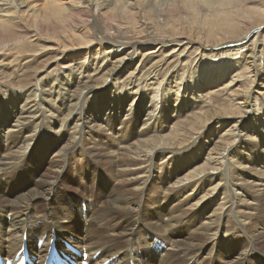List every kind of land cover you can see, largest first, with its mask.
Segmentation results:
<instances>
[{
	"label": "bare ground",
	"instance_id": "bare-ground-1",
	"mask_svg": "<svg viewBox=\"0 0 264 264\" xmlns=\"http://www.w3.org/2000/svg\"><path fill=\"white\" fill-rule=\"evenodd\" d=\"M262 43L264 0H0L4 260L264 264Z\"/></svg>",
	"mask_w": 264,
	"mask_h": 264
},
{
	"label": "rangeland",
	"instance_id": "rangeland-1",
	"mask_svg": "<svg viewBox=\"0 0 264 264\" xmlns=\"http://www.w3.org/2000/svg\"><path fill=\"white\" fill-rule=\"evenodd\" d=\"M257 51H259V52H262L263 54H264V43H262L261 44V46H259V47H257V49H256ZM48 56V55H47ZM258 56V55H257ZM46 58V57H45ZM44 58V59H45ZM41 59H39L38 61H40ZM263 64H264V61H263ZM262 65V64H261ZM43 66H44V63H40V64H37V66H36V69L35 70H32V71H40V70H42L43 69ZM51 67V66H50ZM51 69H52V67L51 68H49V69H47L46 71L48 72L49 70L51 71ZM49 71V72H50ZM187 73V74H186ZM263 74H264V72H263ZM183 77L185 78V80L188 82V85H189V82H191V79H193V77H190L189 76V73H188V71L187 70H185L184 72H183ZM189 78H191L190 80H189ZM259 78H261L262 80H254V83H253V86L251 87V88H253V90L255 89V90H258L255 86H257V85H259V84H262V87H263V85H264V76H261V77H259ZM226 81L228 82L229 81V79L227 78L226 79ZM224 82V81H223ZM226 84V83H225ZM255 87V88H254ZM261 87V90H258L259 92H256V94H254V97H257V99H259L261 96L259 95V94H261V93H263L264 92V90H262L263 88ZM52 91H53V95H57L58 97H60V96H63V93L59 90V89H57L56 88V86H53L52 87ZM105 119H106V123L105 124H102L100 127H101V129H109V128H111V130H113V129H115V128H117V127H119L120 125H121V120L118 118V116L117 115H115V112H111L107 117H105ZM155 129H156V131H155V134H158V135H160L159 133L161 132L160 131V129L159 128H164V123L162 122V120H161V115H158V116H156L155 117ZM0 135H1V138H3L2 137V132L0 131ZM37 134H39V131L37 132ZM93 135V134H92ZM95 139V137L94 136H92V138H91V140L93 141ZM96 139L99 141V143H100V145L102 146L104 143H106L105 141V138H104V136H101V135H97V137H96ZM76 151L78 152V153H80V154H82L83 156H86V157H88V155H87V153H86V151L84 150V147L81 145V144H79V145H77V147H76ZM46 163V162H45ZM45 167V164L40 168V170L39 171H34L35 173L33 174V176L31 177V179L32 178H34L35 177V175H36V173H38V172H40L43 168ZM168 170H170V171H176V170H178V167H171V168H167ZM156 170H158V168L157 169H155V171ZM30 173H33V170L32 169H25L23 172L21 171L20 172V174H18L16 177H15V179H19V178H22V181H25V180H27L30 176H29V174ZM8 190V189H7ZM7 190H6V192H7ZM82 190L83 191H85V192H87V190H85V189H83L82 188ZM100 192H102L101 190H100ZM246 197H247V200H249V201H251L252 200V198H251V196L250 195H248L247 193H246ZM90 202V201H89ZM67 203V200L65 199V197L63 196V195H61L60 197H56L55 198V206L56 207H60V206H65V204ZM77 206V205H76ZM81 208H82V210L83 211H85L86 210V208L84 207V206H81ZM85 208V209H84ZM253 214L254 215H257L258 214V212L257 211H254L253 212ZM258 223H264V217H262V215H260L259 214V219H258V221H257ZM64 242H62V247L64 248ZM68 244V243H67ZM37 245H38V243H37ZM70 245V244H69ZM71 246V245H70ZM154 248V246H152V248L151 249H153ZM62 249V248H61ZM138 256H141V252L139 251L138 252Z\"/></svg>",
	"mask_w": 264,
	"mask_h": 264
}]
</instances>
